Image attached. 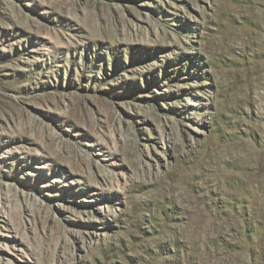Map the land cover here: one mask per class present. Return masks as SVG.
<instances>
[{"label":"rangeland","instance_id":"1","mask_svg":"<svg viewBox=\"0 0 264 264\" xmlns=\"http://www.w3.org/2000/svg\"><path fill=\"white\" fill-rule=\"evenodd\" d=\"M0 264H264V0H0Z\"/></svg>","mask_w":264,"mask_h":264}]
</instances>
